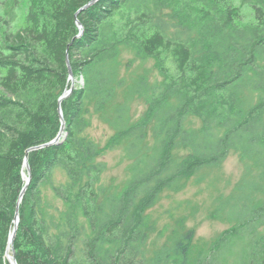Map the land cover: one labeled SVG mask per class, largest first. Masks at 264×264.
I'll list each match as a JSON object with an SVG mask.
<instances>
[{
  "label": "trees",
  "instance_id": "trees-1",
  "mask_svg": "<svg viewBox=\"0 0 264 264\" xmlns=\"http://www.w3.org/2000/svg\"><path fill=\"white\" fill-rule=\"evenodd\" d=\"M91 1L0 0V264H9L26 152L55 139L59 107L65 137L27 155L17 264H264V186L254 183L217 210L232 226L195 257L192 231L151 258L143 250L145 212L165 190L231 152L264 165V0H239L252 8L249 21L234 0H97L79 11ZM17 8L24 11L19 27ZM122 48L153 60L161 79L139 77L109 120L110 145L125 143L132 161L129 181L111 194L99 187L104 165L85 135L86 115L90 106L102 113L126 85ZM66 53L81 83L59 104L70 87ZM136 96L146 111L132 121ZM190 117L199 130L185 127ZM180 149L185 156L176 155ZM48 188L62 205L52 214Z\"/></svg>",
  "mask_w": 264,
  "mask_h": 264
},
{
  "label": "rangeland",
  "instance_id": "rangeland-1",
  "mask_svg": "<svg viewBox=\"0 0 264 264\" xmlns=\"http://www.w3.org/2000/svg\"><path fill=\"white\" fill-rule=\"evenodd\" d=\"M20 1V0H19ZM234 5L240 7L244 21L252 18V8L242 5L239 0H234ZM16 27L22 24L23 9H16ZM119 77L123 78L125 86L119 88L113 100L102 113H94L89 107L86 118L88 127L85 135L92 139L101 149L97 162L104 165L99 187L108 193L119 192L129 181L131 160L125 157V143L112 147L110 140L114 134L109 120L116 108L128 100V94L135 81L144 76L152 84L160 81L155 62L151 59H142L136 56L131 49L122 48L119 56ZM74 79V84H80ZM130 116L132 121L140 120L145 111L146 104L142 98L134 97L129 100ZM186 128L199 130L201 123L196 118H188ZM148 145L153 144L151 130L147 133ZM177 156H185L182 149L176 151ZM248 183L258 187L264 186V165H259L255 160L242 159L239 153L231 152L223 163L217 167H206L196 172L192 177L183 181L177 190H165L158 202L145 212L147 240L144 253L151 258L160 249L172 245L186 232H193L191 256L195 257L202 250L207 249L223 231L232 224L226 219L225 210L217 211L223 203L230 205L246 192ZM49 212L54 213L56 206H62L56 200L51 190L43 189ZM254 199H261L258 193H253ZM262 232L264 229H258Z\"/></svg>",
  "mask_w": 264,
  "mask_h": 264
},
{
  "label": "water",
  "instance_id": "water-1",
  "mask_svg": "<svg viewBox=\"0 0 264 264\" xmlns=\"http://www.w3.org/2000/svg\"><path fill=\"white\" fill-rule=\"evenodd\" d=\"M96 1L97 0H92L91 2H89L88 4L83 6L79 11L86 10L92 4H94ZM75 17H76V14H75ZM76 23L79 26V28L81 29V26L78 23V21H76ZM82 34H83V32L80 31V34L78 35V37H80ZM67 56H68V54L66 53V65H67V69H68V73H69V78L68 79L70 81V87H69V89L65 90V92L62 94V96L59 98V104L61 103L62 100L66 99L72 93V91L74 89V86H75L74 78H73V75H72V71H71V68H70V65H69V60H68ZM58 112H59L61 126H60V130H59L57 136L55 137V139H53L52 141H50V142H48L46 144L39 145V146H36V147H32L29 150H27V152H26V156H25V159H24L23 166L27 170L28 176L23 174V179L25 181V186L23 187V189L21 191V194L19 196V200H18L17 205H16V209H15V213H14V219H13V228H12L10 236H9L8 248H7V252L5 254L9 264H17L16 260H15V257H14L13 240H14V237H15L17 224H18V221H19L18 205H19V203H20V201H21V199H22V197L24 195V192L26 191L27 185L30 182V175H29L30 171H29V165H28V162H27V155L31 151H36V150H40V149H44V148H48L50 146L56 145L65 137V132H64L65 122H64V119H63V116H62V111H61L60 107L58 108ZM9 250H10L11 253H9Z\"/></svg>",
  "mask_w": 264,
  "mask_h": 264
}]
</instances>
